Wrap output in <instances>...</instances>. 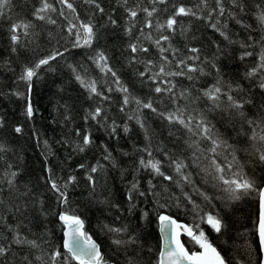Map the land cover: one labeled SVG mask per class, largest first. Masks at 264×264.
Listing matches in <instances>:
<instances>
[{
	"label": "snow or ice",
	"instance_id": "obj_1",
	"mask_svg": "<svg viewBox=\"0 0 264 264\" xmlns=\"http://www.w3.org/2000/svg\"><path fill=\"white\" fill-rule=\"evenodd\" d=\"M112 4L0 0L8 51L23 58L18 73L15 61L3 62L14 74L15 87L8 95L24 101L28 121L36 115L32 92L40 73L55 71L54 64L58 67L70 49H86L87 64L65 63L92 101L84 123L117 136L121 126L105 105L119 93V112L145 131V143L137 148L132 178L123 193L127 208L110 195L96 198V174L118 167L107 145H101L102 156L95 164L76 166L85 173L90 196L109 209L111 222L99 225L107 237V251L85 230L86 221L69 195L78 177L74 171L67 176L56 173L48 140L42 141L41 179L55 199V210L23 179L19 155L0 138V264H264V0H112ZM18 6L24 15H14ZM100 20L113 27L123 21L127 43L121 60L100 46L104 27ZM233 24L246 34L243 39L235 38ZM209 31L221 39L209 41L206 52L202 40ZM235 46L241 50L236 59L244 71L230 77L222 59L226 49ZM117 63L128 70V82ZM20 85L23 91L18 90ZM137 85L145 94H136ZM71 110L65 106L63 123L73 120ZM153 118L159 133L147 125ZM5 126L0 115V129ZM122 130L130 131L127 122ZM12 131L22 135L24 126L16 124ZM73 134L75 141H57L71 149L68 160L95 144L89 129L76 128ZM33 136L39 146V134ZM142 179L146 187L141 186ZM242 200H254L256 214L250 229L234 232L230 212ZM141 204L151 207H138ZM172 209L191 212L193 222H180ZM153 214L159 232L156 246L147 243L141 228V222L152 223ZM49 215L56 217L62 231L59 243L53 242Z\"/></svg>",
	"mask_w": 264,
	"mask_h": 264
},
{
	"label": "trees",
	"instance_id": "obj_2",
	"mask_svg": "<svg viewBox=\"0 0 264 264\" xmlns=\"http://www.w3.org/2000/svg\"><path fill=\"white\" fill-rule=\"evenodd\" d=\"M106 6H114L112 0H101ZM24 15L20 12L19 6L16 8L15 14ZM99 23L104 25L100 28L101 39L99 41L100 46L108 51L109 55L114 56L116 60H121L120 51L127 43V37L124 36L122 30L123 21L119 26L113 27L107 24L106 20H100ZM251 23V21H246ZM234 32L238 33L236 39H243L246 35L239 26L231 25ZM47 30V29H45ZM200 33L197 36L200 37ZM202 43L205 46V51H210L209 41L221 39L218 34L213 36L209 32H205ZM89 50L86 49H70L65 58L59 62L57 67L54 64L55 71L41 72L38 79L35 80L32 102L35 107L36 115L33 120L28 121L23 116L24 101L18 100L13 96L8 95L10 88L15 87L13 85L14 74L8 71L4 65V61L12 59L15 61L14 67L19 71L18 65L23 62V58H17L14 55L10 56L8 51V39H7V23L0 21V115H3L6 119V126L0 129V138L8 142L16 154L19 155L21 164L23 165L24 177L28 183L34 185L38 193H41L42 198L45 200L46 206H50L53 210L56 208L55 199L51 193L47 192L43 187L44 172V156L42 155L43 140H48L51 145V150L55 153L54 156H50L49 160L54 167L56 173L60 176H67L71 172H75L78 177V183L75 187L70 188L69 195L73 201L75 207L79 209V214L85 219V230L93 235V238L102 243V247H105L107 251V237L100 231L99 225L106 222H111V215L109 209L101 204L95 202L94 198L90 196V189L83 170H76V166L80 163L95 164L98 159H101L103 149L101 145H107L109 150L112 151L113 156L116 158L118 167H107L105 173H97L98 186L97 197L103 199L104 196L110 195L114 203H120L121 208H127V203L123 202V193L126 190V186L129 180L132 178V169L137 156V148L142 147L145 143V131L139 127L135 121H127V117L119 112V105L116 100L119 98V93H113V101L111 105L106 104L111 118L115 119L117 124L121 127L117 129L118 135L110 137L105 129L95 126L94 124L89 128L88 124L83 121V115L85 110L88 109L92 101L88 99L87 93L77 84L73 79L71 73L65 67V63H77L82 62L87 64L86 56ZM238 46L229 47L226 49L227 56L222 59L224 66L223 70L231 77L233 74L242 73L244 67L241 62L236 59L240 53ZM117 69L122 73V77L128 82L129 74L126 68H121L120 64H116ZM97 75V73H93ZM20 91L24 90V86L20 85ZM137 95L145 94L146 90H139V85L136 88ZM71 106V115L73 120L65 124L64 113L65 106ZM95 106L94 104L92 105ZM127 122L130 131L125 134L123 132V124ZM16 124H22L24 126V133L17 135L12 131V128ZM149 129L155 130V133H159V126L155 119H149L147 121ZM76 128H86L92 132L95 144L91 149L85 153L73 154L72 159L68 160L67 157L71 153V149L64 144H59L57 141L62 139H69L75 141L77 137L74 136ZM39 134L41 143L37 145V140L34 138L33 133ZM159 139V135L156 136ZM127 153V155H124ZM101 163L107 164V162L101 160ZM125 172L122 177L121 173ZM259 175V170H257ZM143 175V174H142ZM141 186L146 187L145 181L141 180ZM106 188V191L104 189ZM103 194L101 195V193ZM138 207H151L148 204H141ZM190 207V206H189ZM256 203L254 200H242L238 202L234 210L230 212L232 222L236 231H243L245 227L251 228V219L255 218ZM172 214L179 221L191 224L193 222V214L188 212L185 214L184 210L172 209ZM112 214H115V209L111 210ZM123 215L127 216V212ZM151 224L141 222V228L147 233L145 239L147 243L152 246H156L159 238L158 227L152 217ZM48 228L54 232L52 237L53 242L59 243L62 237V231L58 226V222L54 215L48 216ZM133 224L137 223L135 219ZM206 232L215 239V234L203 226ZM40 229H34L39 231ZM183 239H187L183 237ZM255 248V244H253ZM253 260L257 258V254L253 253Z\"/></svg>",
	"mask_w": 264,
	"mask_h": 264
},
{
	"label": "water",
	"instance_id": "obj_3",
	"mask_svg": "<svg viewBox=\"0 0 264 264\" xmlns=\"http://www.w3.org/2000/svg\"><path fill=\"white\" fill-rule=\"evenodd\" d=\"M180 222H183V221H180ZM185 223V222H184ZM159 233V232H158Z\"/></svg>",
	"mask_w": 264,
	"mask_h": 264
}]
</instances>
